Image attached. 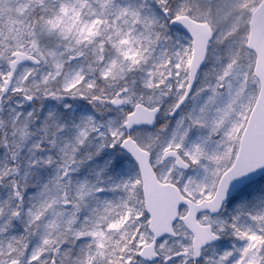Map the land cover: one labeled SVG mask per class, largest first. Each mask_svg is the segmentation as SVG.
I'll list each match as a JSON object with an SVG mask.
<instances>
[{"label": "snow or ice", "instance_id": "obj_1", "mask_svg": "<svg viewBox=\"0 0 264 264\" xmlns=\"http://www.w3.org/2000/svg\"><path fill=\"white\" fill-rule=\"evenodd\" d=\"M0 264H264V0H0Z\"/></svg>", "mask_w": 264, "mask_h": 264}]
</instances>
